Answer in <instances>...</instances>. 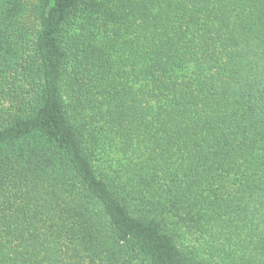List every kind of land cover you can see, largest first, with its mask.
<instances>
[{
	"label": "trees",
	"instance_id": "1",
	"mask_svg": "<svg viewBox=\"0 0 264 264\" xmlns=\"http://www.w3.org/2000/svg\"><path fill=\"white\" fill-rule=\"evenodd\" d=\"M0 264H264V0H0Z\"/></svg>",
	"mask_w": 264,
	"mask_h": 264
}]
</instances>
